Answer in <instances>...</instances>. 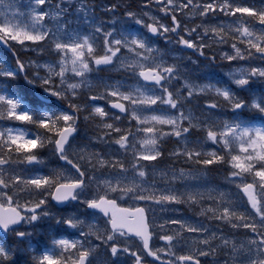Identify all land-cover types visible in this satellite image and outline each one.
<instances>
[{
    "label": "snow or ice",
    "instance_id": "6c2138e0",
    "mask_svg": "<svg viewBox=\"0 0 264 264\" xmlns=\"http://www.w3.org/2000/svg\"><path fill=\"white\" fill-rule=\"evenodd\" d=\"M227 2L231 6L225 8L218 6V0H181L178 5L171 0H145L138 6L118 0H101L99 4L89 0H75L74 4L69 0H7L6 8L0 10V44L15 55V71L5 73L6 77L14 80L17 73L24 74L29 84L63 101L68 111L34 118L20 111L17 100L0 95V121L33 125L40 130L34 138H28L23 132L0 129V227L7 229L22 219L39 222L50 215L52 201H79L87 208L101 210L108 225L105 234L98 236L95 225L86 232L80 227L83 222L75 216H52L56 223L78 231L80 238L54 240L59 252L34 256V264H68L69 260L71 264H88L95 251L91 247L93 236L97 247L108 248L112 257L127 254L132 264H148L146 257H153L158 264H207L209 259L215 264L221 252L226 257L223 264L264 262V126L214 119L215 112L224 110L255 108L261 115L264 104L253 105L214 84L196 83L186 77L179 61L169 63L162 58L163 52L145 39L106 27L126 19L166 42L194 50L209 64L264 60V11ZM4 3L0 0V4ZM153 6L163 14L161 17L143 11ZM189 8L199 9L202 18L191 27L182 18ZM104 16L110 19L105 21ZM218 16L247 17L260 27L245 24L256 35L233 31V39L225 44L222 32L240 29V25L204 23L205 19ZM81 24L89 26L87 34L78 31ZM42 57L54 60L42 62ZM113 65L115 71L133 79L136 86L92 83L91 73ZM177 81L179 84L173 89L171 85ZM233 81L238 88L253 81L264 82V66L244 68L233 76ZM149 86L159 89L158 94H151ZM195 104L201 105L199 115L190 107ZM165 105L175 114L156 111ZM81 121L92 133L91 142L76 148L70 146V141L80 130ZM193 130L215 150L190 147L187 137ZM169 142L174 145L171 150L165 148ZM93 144L116 148L97 151ZM49 147L67 169L36 176L20 170L21 166L43 163L38 153ZM82 160L90 163H81ZM165 161L173 165L182 162L187 167L160 169ZM214 167L229 170L224 180L235 189L243 209L232 191L205 186L208 172ZM97 169L106 170L107 174L97 175ZM157 170L164 177L159 183L153 178ZM178 184L185 185V189L177 191ZM13 185L34 190L40 198L21 204L12 192ZM92 185L96 189L92 197L80 199L81 193ZM118 201L133 203L118 206ZM182 206L194 209L200 218L217 222L219 231L157 216L159 211L169 209L179 213ZM127 215L133 216L135 222H122ZM233 217L241 222L231 223ZM224 226L233 233L242 232L245 239L238 243L225 234ZM155 229H160L159 234ZM31 235L25 231L16 233L21 240ZM153 236L163 240L166 248L153 247ZM129 238H138L140 244L129 246ZM180 240L190 242L194 249L173 251L180 246ZM232 245L249 251L235 255L240 248Z\"/></svg>",
    "mask_w": 264,
    "mask_h": 264
},
{
    "label": "rangeland",
    "instance_id": "374dc122",
    "mask_svg": "<svg viewBox=\"0 0 264 264\" xmlns=\"http://www.w3.org/2000/svg\"><path fill=\"white\" fill-rule=\"evenodd\" d=\"M89 2H94L99 4L101 0H89ZM119 3L126 4V5H139L142 2H145V0H118ZM181 0H175V4H179ZM194 2H200L203 3L205 0H194ZM222 3L223 0H220ZM5 3H7V0H5ZM234 5V4H233ZM143 11H147L151 13L153 16L161 17L163 14L160 13L158 10H156L155 6L144 9ZM195 12L196 15L194 18H191L189 16V13ZM178 16L182 15L180 13H177ZM184 22L189 26H193L196 22H199L202 18L199 16V9H192L189 8L187 13L182 17ZM242 18V17H241ZM236 18V17H226V16H218L215 19H205L204 23H212V24H220L223 22L225 25H233L237 26L239 25V22L243 20L246 24L247 20H244L243 18ZM105 21L109 20L110 18L107 16H104ZM147 19V18H145ZM99 20V17L97 18ZM250 28H259L260 26L248 24ZM106 27L108 28H114L118 32L123 33L124 35L128 37H135V38H141L145 39L150 46L156 47L163 52V59L167 60L169 63L179 61L182 65V68L185 71V75L187 78L191 79L192 81H195L196 83L200 84H214L218 87L226 88L235 93L237 96L243 98L244 100L248 101L249 103H252L253 101L257 103L264 104V82L261 81H253L250 83L247 87L244 88H238L236 87L233 76L238 74L240 71H242L244 68H247L249 66H264V60L260 59H252L250 61H242L239 64L233 62L230 65H220L217 64H209L208 61L202 57L201 59L198 58L197 53L195 52H188L185 51L182 47L173 45L169 42L164 41L163 39L153 40V38L150 37L149 33L142 27V25L136 24L134 22H130L128 20H117L116 23L113 24H106ZM89 26L87 24H81L78 26V31L82 34H87L89 32ZM225 48L228 47V45L224 46ZM29 55L35 56V53H29ZM188 57H191L190 59ZM6 57L0 53V76L5 75L7 72H13L15 71L14 68H12L10 65H8L4 59ZM49 60H54V57H42V62H48ZM115 66H108L103 67L99 69L97 72L90 74V80L93 84H114V83H122L128 86H136V82L126 77L125 75L121 76V78H117V74L120 72H117L114 70ZM111 75V76H110ZM68 76H71V73H68ZM141 82V86H142ZM179 82H174L171 87L175 89ZM35 87L38 89V91L41 93V95L47 99H51L54 102H57L56 105L51 106V108H47L44 105L38 106V112H36V115L33 114L34 118H39L43 115H54V114H60L63 112L68 111L67 105L59 100L56 97H53L49 95L43 88H40L35 85ZM151 94H158L159 89L153 90L152 88L147 89ZM0 95H3L8 98H12L17 100L21 107V112H27L28 110H33L29 105H32L31 103L28 104V102H22L21 100L17 99L13 95L7 94L2 87L0 86ZM101 104L104 102L101 101ZM60 106V108H58ZM105 107H107L105 105ZM192 107V110L199 115V110L201 105L195 104L190 106ZM47 110L45 111L44 109ZM34 109V108H33ZM110 110V109H109ZM111 111V110H110ZM161 114H172L174 115V110L168 109V107L161 106L159 109H156ZM252 110H244L240 112H232L229 110L224 111H218L214 113V119L217 121H237L242 123L246 126L251 127H262L260 124H249L250 121H247L249 118L252 117L251 114ZM227 113H231V116H228ZM259 117H262L264 119V116H261L259 114ZM14 123L18 122H12V121H0V129H11L14 133H21L23 132L25 135L28 136L27 132L22 131L20 128H18ZM18 125V124H17ZM80 130L77 133V137L71 142L70 146H74L76 148L83 147L84 145L91 142V135L92 133L89 131L88 125L81 121ZM187 143L190 147H201L203 146L205 150H215L214 146L205 144L203 137L201 134L195 130L191 132L187 137ZM95 150L100 151L104 150L107 151L108 148H112L115 150L116 146H103V145H92ZM174 147V145L169 142L165 145V148L167 150H171V148ZM44 151L54 152L51 147L43 149ZM130 155V154H129ZM43 163L41 164H33L29 165V167H22L20 170L25 174L29 176H36V175H47L50 171L54 170L55 167H48L49 161H52L51 158L46 153V156L43 158H38ZM187 167L186 165H183L182 162H175L174 165L171 164L170 161H165V163H161L159 168L160 169H168L170 167ZM68 166H62L58 167L56 169H67ZM106 170H102L101 172L97 173V175H106ZM227 175V173H226ZM225 175V176H226ZM225 176H223V167H214L209 170L208 177L204 181L205 186L215 187L222 191H232L233 192V198L237 199L238 206L243 209V204L239 202L238 197L235 195V189L227 184L224 180ZM154 180L158 183L164 179L160 175V171L157 170L156 173L153 176ZM215 183H213V182ZM226 183L223 184V183ZM159 186L164 187V184H159ZM185 189V185L178 184L176 185L177 191H183ZM94 194L92 189H88L85 192L81 193L80 199H90L92 195ZM123 202V201H122ZM133 203L132 201H128V205ZM50 205H53L52 202ZM86 206L80 204L77 206H71L69 209H63L59 210L56 208V210H51L54 216H63V217H69V216H75L78 220L83 219L86 222L90 224H95L97 226H103L97 216H89L86 215L84 212H86ZM157 216L163 219H182L187 222L197 224L201 227L207 225L210 229L214 231H219V229L216 227L215 223L217 222H211L208 220H205L203 218H200L195 215V210L188 208L187 206H182L181 209H179V213L177 211H173L171 209L166 211H159L157 213ZM21 231H25L26 229L21 228ZM160 231V229H157ZM225 234L229 236H233L237 242H242L245 237L242 232L233 233V230L228 228L227 226H224ZM32 235L28 237L27 239H18V238H11V245L10 248L15 254V264H26L27 261L33 259L34 256H41L45 254H57L59 252V249L55 247L53 241L58 239H79L80 233L74 229L69 228L67 225L63 223H56L51 218H45L41 221L37 222V224L34 226V231H30ZM59 233H62L59 235ZM64 233H68L67 235H63ZM187 235V234H186ZM216 243H219L217 241ZM164 244V243H163ZM164 246V245H163ZM0 247H4L2 243H0ZM91 247L95 249V251L90 256L89 264H127V254L121 253L120 255L116 257H112L111 252L99 250V248L103 249V247H97V242L93 240L91 242ZM132 247V246H131ZM195 246L191 245L190 242H186L184 240H180V246L173 249V251L177 253H183L190 250H193ZM131 258V257H130ZM132 259V258H131ZM226 259V257L223 255V252H221V255L217 258L215 261V264H223V260ZM207 264H213V262L209 259L207 261Z\"/></svg>",
    "mask_w": 264,
    "mask_h": 264
},
{
    "label": "clouds",
    "instance_id": "9594fccd",
    "mask_svg": "<svg viewBox=\"0 0 264 264\" xmlns=\"http://www.w3.org/2000/svg\"><path fill=\"white\" fill-rule=\"evenodd\" d=\"M189 2L191 3V0H189ZM69 3H75V0H69ZM171 3L175 4V0H171ZM218 6L220 7H230L231 5L228 4L227 0H224L223 3H219L218 0ZM6 8V3L4 4H0V10H4ZM196 15V13L193 11L192 13H189V16L191 18H194ZM245 22L243 20H241L239 22L240 25V29H233L232 31H223L222 32V40L225 44L229 43L232 39H233V31H241V34H247L249 36H255V33L251 32V29L245 27ZM207 26V25H205ZM216 41H213V43H215ZM13 46H16L15 44H13ZM262 51H264V49H262ZM242 55H248L247 53L242 52ZM257 102L253 101L252 104L255 105ZM252 111H255V108L252 109ZM261 116H264V114H261ZM81 163H90L86 160H82ZM227 169V168H226ZM228 170V169H227ZM101 169H97V172H101ZM229 171V170H228ZM228 173V172H227ZM90 189L93 190V192L95 193V185H92L90 187ZM12 192L15 193V197L20 201L21 204L24 203L25 200L31 199V200H36L40 198V195L38 192L31 190L29 188L24 187L23 185L17 187L15 185L12 186ZM117 195V194H114ZM55 202V201H54ZM91 209V208H90ZM22 211V209H21ZM102 216L104 217L105 221L107 220V216L101 211L98 210ZM50 215L48 216H44L42 219L45 218H51L52 216H54V214L51 211V208L49 210ZM41 219V220H42ZM40 220V221H41ZM78 220V219H77ZM79 221H82L83 223L80 225L81 229L84 231H89L90 227L92 225L95 224H90L88 222H86L83 219H79ZM241 221H239L236 217H233L231 223H239ZM37 224L36 223H29L27 221V219H22L20 220L18 223L12 224L10 225L7 229H4L3 227H0V235H2L5 238H17L16 233L21 231V228L26 229L25 232H30V231H34V226ZM96 226V235L98 236H103L105 234V229L108 227V225L104 224L103 226ZM93 240L96 239V236L92 237ZM230 247H239L240 251L238 253H234L235 255H244L247 254V252L249 251L248 249H246V247H242L239 245H232ZM62 255L64 256H70L71 253H62ZM0 264H15V254L12 251V249L7 246L6 241H5V246L4 247H0ZM26 264H34V260L31 259L29 261L26 262ZM68 264H71V261L69 260ZM253 264H256V261H253ZM261 264H264V262H261Z\"/></svg>",
    "mask_w": 264,
    "mask_h": 264
},
{
    "label": "trees",
    "instance_id": "16d2710c",
    "mask_svg": "<svg viewBox=\"0 0 264 264\" xmlns=\"http://www.w3.org/2000/svg\"><path fill=\"white\" fill-rule=\"evenodd\" d=\"M230 3H232L234 5L249 6V7L255 8L257 10L264 11V0H230ZM245 18H247V17H245ZM5 61L8 62V64H10V65L15 66V64H13L11 59H9L8 57H6ZM116 76H119V75H116ZM0 81H2L4 86L11 91L21 90L20 92L27 94L31 90L30 86L26 83L25 79L21 75H17L16 79H14V80L8 79L7 77H0ZM38 155H40V154L38 153ZM227 172H228V170L223 167V176H225ZM223 184L226 185L225 182Z\"/></svg>",
    "mask_w": 264,
    "mask_h": 264
},
{
    "label": "flooded vegetation",
    "instance_id": "af4514ba",
    "mask_svg": "<svg viewBox=\"0 0 264 264\" xmlns=\"http://www.w3.org/2000/svg\"><path fill=\"white\" fill-rule=\"evenodd\" d=\"M156 232H157V234H159L158 230H156ZM128 240L131 243V246L133 248H135L136 246H138L140 244L139 239H128ZM162 243H163L162 240H159L157 237L154 236V238L152 240L153 247H157V248L165 247L166 248V246H163ZM164 258L167 259L168 257H164ZM146 259L148 261V264H158V263L150 261L147 257H146Z\"/></svg>",
    "mask_w": 264,
    "mask_h": 264
},
{
    "label": "water",
    "instance_id": "95a60500",
    "mask_svg": "<svg viewBox=\"0 0 264 264\" xmlns=\"http://www.w3.org/2000/svg\"><path fill=\"white\" fill-rule=\"evenodd\" d=\"M150 35L151 36H153L154 38H156V36H154L153 34H151L150 33ZM0 46H2L4 49H6L7 51H10L11 49L10 48H8V47H6L5 45H3V44H0ZM71 202V201H70ZM70 202H66V203H62V204H58V203H56V202H54L55 204H57L59 207H63V206H65V205H67V204H69ZM75 202V201H74ZM91 210H93L94 212H96V213H100L98 210H94V209H91ZM101 214V213H100ZM134 218L133 216H131V215H127V216H123L122 217V222H124V223H134L135 222V220H130V218ZM0 236H2V235H0ZM3 237V236H2Z\"/></svg>",
    "mask_w": 264,
    "mask_h": 264
}]
</instances>
